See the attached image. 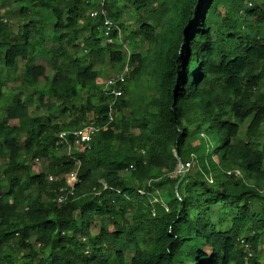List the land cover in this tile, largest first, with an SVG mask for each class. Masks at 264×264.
Segmentation results:
<instances>
[{"label":"trees","instance_id":"1","mask_svg":"<svg viewBox=\"0 0 264 264\" xmlns=\"http://www.w3.org/2000/svg\"><path fill=\"white\" fill-rule=\"evenodd\" d=\"M4 1L20 4L25 16L29 8L31 18L14 32L0 16V264H264L258 256L264 243V36L256 28L233 46L235 35L228 32L239 28L234 10H248L264 24V0L261 7L230 0L221 23L215 18L224 0H104L95 17L89 7L96 0ZM118 3L166 17L150 74L146 57L129 50L135 65L122 84L124 94L126 82L147 71L154 93L142 97L129 118L122 115L129 102L121 96L108 128L88 147L72 145L71 155L80 160L78 181L74 195L59 204L55 198L74 158L57 153L62 145L55 144V133L104 122L109 97L97 83L96 66L107 59L120 70L127 59L116 30L112 42H102L100 10L118 20ZM130 35L153 43L155 26L141 19ZM76 45L86 57L68 51ZM19 60H25L20 84L33 92L5 96L8 71ZM31 102L56 106L59 116L72 114V124L53 122L58 115L41 121L29 113ZM191 125L211 135L210 151L201 138L192 144ZM34 158L46 169L33 172ZM190 159L193 166L176 187L181 174L171 173L178 161ZM130 164L134 168L126 171ZM233 168L242 177L226 174ZM165 186L164 206L153 199Z\"/></svg>","mask_w":264,"mask_h":264},{"label":"rangeland","instance_id":"2","mask_svg":"<svg viewBox=\"0 0 264 264\" xmlns=\"http://www.w3.org/2000/svg\"><path fill=\"white\" fill-rule=\"evenodd\" d=\"M103 1L104 0H96L95 5L89 7L90 8L89 11L95 10L97 3H100ZM247 1L249 4L251 3L253 5V7L255 6V4H257L260 7L262 6V3L260 2V0H246V2ZM229 3H230V0H224L222 3H220L218 5V10L216 12L217 14H216V18H215L217 23L222 22V16L224 15V12L227 11L230 7ZM25 5H26V3H25ZM117 7L121 13L120 14L121 17L118 20L113 19L112 21L114 23H116L120 29V32H119L120 36H118V38L120 40H122L124 42V45L126 46V48H128L126 50V52H128L129 50L130 51L134 50L136 52H140L143 57H146L147 71L150 74L152 67L154 65V57H155V53H156L159 33H162V30L165 28L166 17L162 16L160 19H157V14L152 10H146L143 12L142 9L141 10H134L131 6L124 8L122 6V4H119V3H118ZM245 7H246V4L243 5L241 7V9L244 10ZM6 9H10L11 10L10 13H6ZM19 9H20V4L0 0V16L3 18V20L12 29H14L13 30L14 32L17 31L19 25L26 23L31 18V13H30L29 8L27 9V16L21 14L19 12ZM231 16L233 19L238 20V26H239V28L237 27L236 29L228 30V32H231L235 35V38L233 40V46L238 45V43H239L238 37L244 38L245 35H251L252 31H254V29H256V28L259 30L260 35L264 36V24L257 25L256 20H255V16L249 15L248 10H247V12L245 11L244 13H243V11L240 12L239 10H237V11L234 10L232 12ZM44 17H46V16L44 15ZM141 19H144L147 23H153L154 24V26H155V40L153 43H149L147 40H145L142 37H138L135 39L131 38L130 33H133L137 29L138 24L140 23ZM249 24L252 25V28H249L247 26ZM221 30L224 31V33H225L226 27L225 26L221 27ZM122 36H123V38H122ZM124 37L126 38V40H123ZM102 42H105L104 39H102ZM48 43L51 46L57 45V44L52 43V42H48ZM64 44H65V42H64ZM80 46L81 45H76L74 48L73 47H70V48L67 47V48H68V51L78 50V52L81 53V55L83 57H86L87 53L85 51H82ZM1 55H2V52H0V56ZM39 62H41V61H39ZM123 62H126V60H123ZM134 65H135V63L130 64V68L132 69L134 67ZM24 66H25V60H19L18 65L8 71V79H7L8 83L5 85V88H4L5 96H10V95L16 94L19 90L22 93V95H24V96L26 94H30L33 92L32 87L26 86L24 84H22V85L20 84V82L22 81ZM96 68L100 71V75L97 78V83L99 86H102V81L107 76L113 75L114 73L119 71L118 70L119 64H117V63L111 64L110 62H108L107 59H105V61L103 63L97 64ZM147 71H143V73L140 75L139 80L135 79V80H130V81L126 82V84H128V88H127V91H125V93L122 96H124L125 99H128L129 106L123 108V110H122V115H124L125 118H129L130 116H132V112L134 111V109L138 108V104H140V102H141L139 100L142 97H144L143 99L147 100L149 98V96L152 95V93H154V91L149 87L152 84V78H151L152 76H149ZM259 91H260L259 95H261L263 93V88H261ZM83 95L85 96L84 93H83ZM44 101H47L48 103L52 104L54 102V98H50V97L46 96ZM28 107H29L28 108L29 113L31 115L39 117L41 119V121H44V122H46L49 118V116H47V115H54V116L58 115V108H56V106H51V108H48L46 105L36 106L35 104H33V102H31L28 104ZM188 112L189 111H187L186 113H188ZM89 116H90V114H89ZM0 117H1V112H0ZM59 117H57V118L51 117V118L53 119L52 120L53 122L63 121L67 125L72 124V121H73L72 120L73 119L72 114L66 113L65 115L59 116ZM182 121L184 124L186 123L184 119H182ZM195 127H196V125L190 126V129L192 132V144L198 143L201 139L208 141L207 144L209 145L208 148L210 151L212 148L211 146L214 143L211 135H208L206 132L201 133L199 129H196V131H195ZM245 127H246V122H244L240 126V130H239V136L240 137H243ZM261 127L264 129V124ZM130 130L134 134H138V131H139L138 129H133V128H131ZM23 140H24V135L21 136V142H23ZM210 140H212L211 143L209 142ZM259 140L262 142V141H264V138L260 137ZM78 149L81 150L82 148L77 146V150ZM57 153L65 154L66 149L60 148L57 150ZM45 165L46 164L40 160L39 161H32L33 172H39L42 169L45 170L46 169ZM192 166H193V160H191V164L189 166V169ZM163 173H165V172L161 171L160 175H162ZM205 176L209 177V174H206ZM263 184H264V182L260 183V186H261L260 188L263 187ZM167 188L168 187L165 186L164 188H162V190L155 191V194H157L158 198H154L153 201L158 200L162 205L165 206L166 201H167V197H166L167 196ZM44 200H45V198H44ZM217 207H221V204L214 206L213 212L216 211ZM127 216L130 217L129 215H127ZM95 219L96 220L91 225V231L96 233L98 231V228L100 225V220L98 218H95ZM103 222L108 225V228H111V224L110 223L108 224V220L106 218H103ZM248 233H249L248 231L245 232V234H248ZM39 247H40V245L36 244V248H39ZM245 248H246V246H245ZM47 253H48L47 249L45 251H42V254L44 256H46ZM132 254H133L132 250L126 251L125 252V259H129L132 256ZM258 256H260L262 261L264 262V243H262L258 248Z\"/></svg>","mask_w":264,"mask_h":264},{"label":"built area","instance_id":"3","mask_svg":"<svg viewBox=\"0 0 264 264\" xmlns=\"http://www.w3.org/2000/svg\"><path fill=\"white\" fill-rule=\"evenodd\" d=\"M102 5L103 2H100ZM89 15L91 17H95L98 14V10H90ZM103 15V28H104V41L109 43L112 42V37L110 36L111 31L114 29L118 36L120 29L116 23H114L108 16L105 10H100ZM124 50L126 51L128 48L124 45ZM127 59L124 63L123 67L113 75L107 76L102 81V91L104 95L108 96V105L106 118L103 123H99L96 120H90L87 122H82L78 127L72 129H63L55 133L56 136V145H62L61 148L66 149V155L74 158V167L71 171L65 173L63 175L65 179V185L59 188V194L56 196L55 201L57 203H63L68 200L71 196L74 195V186L78 181L77 172L80 166L79 158L71 155L72 145L81 147H88L93 137L99 133L101 130H106L111 122L114 121L117 115V100L123 95L122 84L125 82L126 76L129 74L131 68L129 64V51L126 52ZM56 149H60L56 147ZM35 161H39L38 158H34ZM191 164V159L185 162L178 161V164L175 170L171 173V175L181 174L182 170L187 171ZM134 168L133 164H130L126 171L132 170ZM227 175H233L235 177H242V172L239 168H233L226 171ZM208 176V175H207ZM205 176V178L207 177ZM55 177L53 175H48L47 180L52 181ZM209 183L213 182L212 177L209 174V177L206 178ZM104 184V183H103ZM104 188L106 185L104 184ZM264 190V185H263ZM119 192L118 190H116ZM138 192L140 194H145L144 190L139 189ZM156 200V199H155ZM158 201V200H157Z\"/></svg>","mask_w":264,"mask_h":264},{"label":"water","instance_id":"4","mask_svg":"<svg viewBox=\"0 0 264 264\" xmlns=\"http://www.w3.org/2000/svg\"><path fill=\"white\" fill-rule=\"evenodd\" d=\"M184 174H185V170H182V172H181V176H180V178L178 179V181H177V183H176V187H177L178 184L180 183V181H181L182 177L184 176Z\"/></svg>","mask_w":264,"mask_h":264}]
</instances>
